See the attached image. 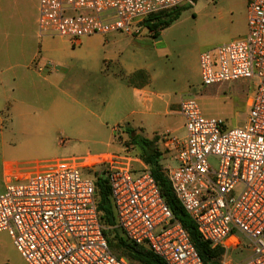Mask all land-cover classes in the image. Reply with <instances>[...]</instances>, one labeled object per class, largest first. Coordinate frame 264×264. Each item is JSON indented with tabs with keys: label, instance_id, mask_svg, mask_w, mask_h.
<instances>
[{
	"label": "built area",
	"instance_id": "2783aa9c",
	"mask_svg": "<svg viewBox=\"0 0 264 264\" xmlns=\"http://www.w3.org/2000/svg\"><path fill=\"white\" fill-rule=\"evenodd\" d=\"M192 0H39L38 30L76 43L91 35L131 34L145 18ZM247 32L199 56L203 85L246 81L248 118L243 127L225 128L205 117L194 97L178 104L183 142L164 133L173 150L163 171L199 237L219 248V264H264V0H246ZM55 70L47 62L38 70ZM217 160L214 169L209 159ZM99 168L113 201L117 228L166 264H204L189 235L160 195L148 166L131 153L4 167L0 234L11 239L26 264H129L114 256L104 236L95 202L94 180L81 168ZM240 234L251 253L227 260L228 239Z\"/></svg>",
	"mask_w": 264,
	"mask_h": 264
},
{
	"label": "rangeland",
	"instance_id": "374dc122",
	"mask_svg": "<svg viewBox=\"0 0 264 264\" xmlns=\"http://www.w3.org/2000/svg\"><path fill=\"white\" fill-rule=\"evenodd\" d=\"M179 8L182 9L179 17L157 38H152L142 23L131 34L91 35L80 38L75 44L66 37L42 34L49 37L44 52L59 68V108L52 117V131L37 137L6 130L7 118H3L0 195L5 189V164L31 166L109 152L138 154L124 132L123 123L108 118L98 124L88 112L100 115L104 105L110 106L108 95L98 89L102 83V71L125 74L145 69L142 71L147 78L151 75L152 90L162 94L164 99L194 97L203 115L222 120L225 128L246 124V101L252 90L251 83L236 81L203 85L199 67L201 52L246 34V0H192V4L183 3ZM143 81L144 78L139 79L140 83ZM209 163L216 169V159L210 158ZM160 164L162 169L171 165L170 162ZM98 172L99 168L80 169L81 177L92 181ZM228 244L227 260L233 263L251 253L246 248V239L240 234L229 238Z\"/></svg>",
	"mask_w": 264,
	"mask_h": 264
},
{
	"label": "crops",
	"instance_id": "0c3cea01",
	"mask_svg": "<svg viewBox=\"0 0 264 264\" xmlns=\"http://www.w3.org/2000/svg\"><path fill=\"white\" fill-rule=\"evenodd\" d=\"M38 3L39 0H0V134L5 117L6 130L35 137L47 134L52 131V117L59 108L61 78L57 63L44 52L49 37L38 32ZM47 62L55 65V70L47 67L39 71V66ZM139 70L145 69L125 74L102 71L98 89L108 95L110 106L104 105L100 115L88 112L98 124H103L104 119H115L135 135L155 140L160 163L170 162L172 166L175 152L165 150L158 139L168 132L183 142L184 119L178 111L181 99H164L155 93L150 74L145 84L138 80L129 84L127 77ZM15 250L11 239L1 233L0 264H26Z\"/></svg>",
	"mask_w": 264,
	"mask_h": 264
},
{
	"label": "trees",
	"instance_id": "16d2710c",
	"mask_svg": "<svg viewBox=\"0 0 264 264\" xmlns=\"http://www.w3.org/2000/svg\"><path fill=\"white\" fill-rule=\"evenodd\" d=\"M182 9L175 8L162 11L144 19L142 25L152 35L157 38L159 33L169 27L180 15ZM142 70L136 71L129 77L127 82L133 84L135 81L144 78L142 84L148 82L147 76ZM124 132L129 136L130 144L135 146L138 154L135 156L142 159L148 166L149 171L158 185L159 192L167 207L171 210L175 220L185 229L189 238L198 252L204 264H218L219 248H211L210 244L203 241L197 231L193 221L181 207L176 199L170 182L166 177L160 164V151L155 145V140H148L134 134L133 130L126 128ZM95 202L100 215V223L104 227V236L108 242L111 253L118 257H124L129 264H166L162 259L154 255L148 249L138 246L127 239L122 231L117 228L116 214L110 189L107 181L95 174Z\"/></svg>",
	"mask_w": 264,
	"mask_h": 264
}]
</instances>
